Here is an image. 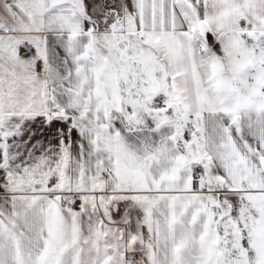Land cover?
Masks as SVG:
<instances>
[{
	"label": "snow or ice",
	"instance_id": "obj_1",
	"mask_svg": "<svg viewBox=\"0 0 264 264\" xmlns=\"http://www.w3.org/2000/svg\"><path fill=\"white\" fill-rule=\"evenodd\" d=\"M0 264H264V0H0Z\"/></svg>",
	"mask_w": 264,
	"mask_h": 264
}]
</instances>
